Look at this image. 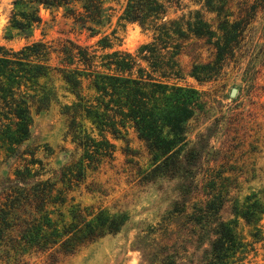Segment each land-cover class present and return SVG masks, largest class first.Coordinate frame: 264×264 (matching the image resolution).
Returning <instances> with one entry per match:
<instances>
[{
  "label": "rangeland",
  "instance_id": "rangeland-1",
  "mask_svg": "<svg viewBox=\"0 0 264 264\" xmlns=\"http://www.w3.org/2000/svg\"><path fill=\"white\" fill-rule=\"evenodd\" d=\"M12 1L0 0V46L12 50L37 39L53 43L71 39L96 48L97 41L106 35L111 45L106 51L134 52L151 38V33L137 23L118 20L125 0L109 3L110 23L97 34L74 27L62 9L43 7L39 8L42 22L30 32L9 31ZM202 2L178 0L169 7L168 16L200 10L215 29V14ZM252 3L229 0L227 6L236 17L241 5ZM245 34L256 44L252 55L232 57L222 69L214 70V79L207 82L196 81L189 72L193 62L212 61L214 48L207 38H191L184 43L178 56L183 78L175 82L193 88L196 94L188 99L197 106L186 123L185 140L177 146L179 154L169 160L171 164L158 166L163 157L148 151L127 123L120 137L107 135L114 145L112 158H101L63 194L66 202L56 208L67 219L73 204L89 207L94 213L102 210L116 219V232L80 245L56 263L48 252L26 251L21 255L10 252L0 264H201L205 252L210 251L217 223L229 224L243 242L252 241L255 227L264 231V214H257L259 219L253 222L241 216L253 202L264 207V7L252 15ZM51 62L56 63L54 55ZM42 83L54 99L45 110L36 113L32 108L30 136L19 150L34 152L44 165L41 178L53 182L63 167L81 156L82 149L66 133L69 118L63 106L70 105L74 96L66 91L57 73ZM90 126L85 122L88 130ZM92 135L99 139L96 129ZM22 163L0 150V190L3 181L12 179L14 169ZM56 187L63 184L58 182ZM253 246L255 254L250 252L248 259L264 264V242Z\"/></svg>",
  "mask_w": 264,
  "mask_h": 264
},
{
  "label": "trees",
  "instance_id": "trees-1",
  "mask_svg": "<svg viewBox=\"0 0 264 264\" xmlns=\"http://www.w3.org/2000/svg\"><path fill=\"white\" fill-rule=\"evenodd\" d=\"M111 1L115 0H13L8 30L30 32L42 22L39 8L43 7L62 9L74 27L97 34L110 23ZM193 1H203L207 11L215 14V29L200 10L169 17V7L178 0H125L118 20L137 23L151 33L150 40L134 52L106 51L111 48L106 35L97 41L96 48L71 39L55 43L32 40L17 50L0 46V150L23 162L14 169V177L1 185L0 262L10 257V252L21 255L28 251L48 252L56 263L80 245L117 231L116 219L102 210L94 213L89 207L73 204L67 219L56 208L66 202L63 194L87 169H94L103 157L112 158L114 145L108 134L120 137L126 124H131L148 151L163 157L157 164L162 168L179 154L177 146L185 140L186 123L197 106L188 99L196 94L193 88L175 82L183 78L178 56L184 43L191 38H207L214 48V59L193 62L189 76L198 82L213 80L214 70L222 69L232 57L252 55L256 44L245 30L252 15L264 7V0H253L241 5L233 17L229 0ZM52 73L60 75L66 91L74 96L70 105L63 106L69 118L66 133L82 149L81 156L63 167L53 182L41 178L44 165L34 152L19 150L30 136L32 108L36 113L45 110L54 99L42 83ZM85 122L90 123L89 130ZM93 129L99 139L92 135ZM58 182L62 188L56 187ZM259 206L253 202L241 213L246 222L264 214V207ZM213 236L201 264H257L248 255L255 254L253 244L264 242L260 227L251 233V242H243L229 224L221 221L213 228Z\"/></svg>",
  "mask_w": 264,
  "mask_h": 264
},
{
  "label": "water",
  "instance_id": "water-1",
  "mask_svg": "<svg viewBox=\"0 0 264 264\" xmlns=\"http://www.w3.org/2000/svg\"><path fill=\"white\" fill-rule=\"evenodd\" d=\"M233 94H234V89H232V91H231L230 95L232 96Z\"/></svg>",
  "mask_w": 264,
  "mask_h": 264
}]
</instances>
